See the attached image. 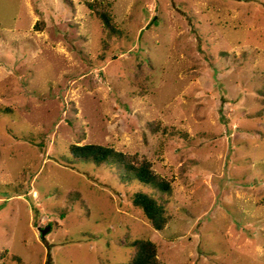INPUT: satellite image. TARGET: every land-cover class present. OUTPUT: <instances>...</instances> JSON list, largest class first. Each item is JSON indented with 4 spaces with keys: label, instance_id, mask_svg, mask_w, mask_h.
<instances>
[{
    "label": "rangeland",
    "instance_id": "obj_1",
    "mask_svg": "<svg viewBox=\"0 0 264 264\" xmlns=\"http://www.w3.org/2000/svg\"><path fill=\"white\" fill-rule=\"evenodd\" d=\"M0 110V264H121L136 238L161 264H264V0H0ZM72 143L143 156L171 190Z\"/></svg>",
    "mask_w": 264,
    "mask_h": 264
},
{
    "label": "trees",
    "instance_id": "obj_2",
    "mask_svg": "<svg viewBox=\"0 0 264 264\" xmlns=\"http://www.w3.org/2000/svg\"><path fill=\"white\" fill-rule=\"evenodd\" d=\"M87 8L100 20L104 28L115 31L111 18L104 5L100 2H86ZM1 111V110H0ZM7 112V111H4ZM69 160L72 162H89L94 166L103 164L114 165L121 171L122 181H133L140 185H150L162 192L171 190L170 182L157 174L151 162L137 154H127L114 149L112 146L100 144H70L68 146ZM132 206L137 207L143 217L154 230H162L169 221V215L164 206L152 196L138 191L130 198ZM131 253L128 260L121 264H161L156 255V245L149 239L136 238L128 241Z\"/></svg>",
    "mask_w": 264,
    "mask_h": 264
},
{
    "label": "water",
    "instance_id": "obj_3",
    "mask_svg": "<svg viewBox=\"0 0 264 264\" xmlns=\"http://www.w3.org/2000/svg\"><path fill=\"white\" fill-rule=\"evenodd\" d=\"M50 229V226L47 225L45 227H39L38 230H39V233H40V237H43Z\"/></svg>",
    "mask_w": 264,
    "mask_h": 264
}]
</instances>
